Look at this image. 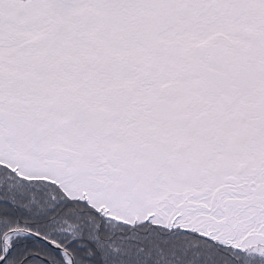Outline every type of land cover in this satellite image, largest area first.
I'll return each instance as SVG.
<instances>
[{"label": "snow or ice", "instance_id": "1", "mask_svg": "<svg viewBox=\"0 0 264 264\" xmlns=\"http://www.w3.org/2000/svg\"><path fill=\"white\" fill-rule=\"evenodd\" d=\"M0 264H264V0H0Z\"/></svg>", "mask_w": 264, "mask_h": 264}]
</instances>
